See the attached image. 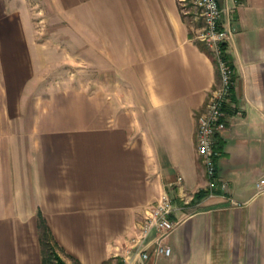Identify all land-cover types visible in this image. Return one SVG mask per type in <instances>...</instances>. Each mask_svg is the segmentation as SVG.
<instances>
[{
  "label": "crops",
  "instance_id": "crops-1",
  "mask_svg": "<svg viewBox=\"0 0 264 264\" xmlns=\"http://www.w3.org/2000/svg\"><path fill=\"white\" fill-rule=\"evenodd\" d=\"M61 1L92 75L0 132V264H44L39 212L82 264H127L130 238L164 193L183 205L173 252L134 264H264V0H220L236 78V112L217 142L228 189L199 199L196 115L219 72L194 39L198 22L179 0ZM21 25L7 37L28 46Z\"/></svg>",
  "mask_w": 264,
  "mask_h": 264
},
{
  "label": "rangeland",
  "instance_id": "rangeland-1",
  "mask_svg": "<svg viewBox=\"0 0 264 264\" xmlns=\"http://www.w3.org/2000/svg\"><path fill=\"white\" fill-rule=\"evenodd\" d=\"M188 19L193 21L191 16ZM20 20L27 26L28 46L17 35L7 37L22 32ZM74 30L61 0H0V132L21 127V112L28 111L32 117L48 92L81 87L77 85L91 77L86 66L78 63ZM110 89L120 92V88ZM54 248L48 264H77L60 247Z\"/></svg>",
  "mask_w": 264,
  "mask_h": 264
},
{
  "label": "built area",
  "instance_id": "built-area-1",
  "mask_svg": "<svg viewBox=\"0 0 264 264\" xmlns=\"http://www.w3.org/2000/svg\"><path fill=\"white\" fill-rule=\"evenodd\" d=\"M184 15L200 21L194 39L209 47L219 72V80L210 90L206 105L197 113V149L205 168L207 194L226 191L228 184L217 176L218 136L229 126L230 112H236L231 97L235 86V70L228 57L227 43L231 30L226 25V10L220 0H179ZM183 178L180 176L179 181ZM263 182V181H262ZM262 189L261 183L258 184ZM183 205L174 202L168 193L148 208L139 223L138 232L130 238L127 264L146 261L155 256H170L173 252L168 239L180 222L173 218Z\"/></svg>",
  "mask_w": 264,
  "mask_h": 264
},
{
  "label": "trees",
  "instance_id": "trees-1",
  "mask_svg": "<svg viewBox=\"0 0 264 264\" xmlns=\"http://www.w3.org/2000/svg\"><path fill=\"white\" fill-rule=\"evenodd\" d=\"M200 44H202V46L204 47L202 42H200ZM228 57H229V54H228ZM206 193H207V191L206 192L201 191L194 196V199H199L200 197H202ZM38 225H39V231H40V243L42 246L43 261H44V264H48V262L50 261L51 255H53V253L55 251L54 247L55 246L60 247V245H59L58 241L56 240V237L54 236V233L52 232V229H51L47 219L45 218V216L43 215L42 212H39V214H38ZM68 255L73 260H75L77 264H82L73 255H70V254H68ZM62 263L66 264L64 261Z\"/></svg>",
  "mask_w": 264,
  "mask_h": 264
}]
</instances>
